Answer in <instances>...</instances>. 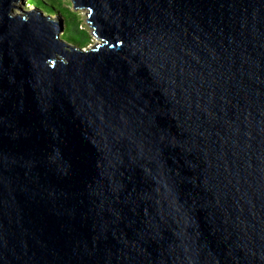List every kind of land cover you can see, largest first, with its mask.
Listing matches in <instances>:
<instances>
[{"label":"water","instance_id":"95a60500","mask_svg":"<svg viewBox=\"0 0 264 264\" xmlns=\"http://www.w3.org/2000/svg\"><path fill=\"white\" fill-rule=\"evenodd\" d=\"M19 1L0 264H264V0H73L92 48Z\"/></svg>","mask_w":264,"mask_h":264},{"label":"trees","instance_id":"16d2710c","mask_svg":"<svg viewBox=\"0 0 264 264\" xmlns=\"http://www.w3.org/2000/svg\"><path fill=\"white\" fill-rule=\"evenodd\" d=\"M27 4L37 7L48 15L63 18L66 26V34L62 36L64 40L82 48L91 44L89 33L79 24V15L69 7H65L62 0H27Z\"/></svg>","mask_w":264,"mask_h":264},{"label":"rangeland","instance_id":"374dc122","mask_svg":"<svg viewBox=\"0 0 264 264\" xmlns=\"http://www.w3.org/2000/svg\"><path fill=\"white\" fill-rule=\"evenodd\" d=\"M62 3L64 4L65 7H69L73 12H75V13H77L79 15V24L81 25V27L84 30H87V32L89 33L90 38H91V44L88 47L92 48V47H95L97 44H99L101 41L95 35L94 30L91 27L90 22L88 21V16H89L90 11L88 9H82V10L75 9L73 0H62ZM17 7L18 8H16L14 11H15V13H18V14L22 13L20 9H26V8L28 10H32V11H36V12L38 11L37 7H34L32 5L29 6L27 4V0L19 1L17 3ZM43 14L46 15V16L48 15L46 13H43ZM52 20L54 22H61V28L63 29V31L60 33V36L62 38V36L64 34H66V26H65L63 18H61L60 16L56 15V16H52ZM65 41H67V40H65ZM70 44H74V43L72 42Z\"/></svg>","mask_w":264,"mask_h":264}]
</instances>
